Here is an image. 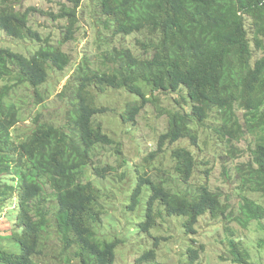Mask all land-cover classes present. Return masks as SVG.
Segmentation results:
<instances>
[{
    "label": "trees",
    "instance_id": "obj_1",
    "mask_svg": "<svg viewBox=\"0 0 264 264\" xmlns=\"http://www.w3.org/2000/svg\"><path fill=\"white\" fill-rule=\"evenodd\" d=\"M82 2L61 0L56 14H46L66 23L53 42L29 26L35 8L0 0V31L39 44L30 56L0 46V218L15 198L18 209L0 238V264H114L124 240L106 232L118 222L109 211V179L119 193L128 191L123 217L140 219L143 246L134 264H158L167 238L157 234L166 218H181L184 234L194 236L205 215L222 223L231 263L264 264L251 259L231 227L255 226L264 255V0H94L107 38L93 60L83 58L48 112L43 88L52 71L70 64L62 46L74 39ZM119 37H131L134 49L115 45ZM109 91L132 97L119 115L104 104ZM182 91L185 104L175 100L178 109L167 114L154 149L133 166L100 117L111 113L128 127L149 102L147 93ZM241 140L253 141L251 158L230 171ZM217 161L234 189L224 199L208 184ZM150 165L166 178L151 179ZM169 177L195 192L166 188ZM195 244L189 239L179 264H196L203 244Z\"/></svg>",
    "mask_w": 264,
    "mask_h": 264
},
{
    "label": "rangeland",
    "instance_id": "obj_2",
    "mask_svg": "<svg viewBox=\"0 0 264 264\" xmlns=\"http://www.w3.org/2000/svg\"><path fill=\"white\" fill-rule=\"evenodd\" d=\"M19 1L20 9L22 11H25L28 8H35L37 10L32 13L33 15L29 18V26L38 32L43 40L57 42L61 39L63 35V27L66 23H63V21H53L46 15L50 11H52L53 14H56L61 0ZM95 4L94 0H83L81 7L78 10L79 23L74 39L62 46L63 52L70 58V64L62 73L52 71L49 75L47 85L43 88L48 94L47 98H45V107H47L48 112H51L58 107L60 102L57 98L58 94L62 91L64 85L76 71V68L81 64L83 58L88 57L93 60L100 49V41L107 38L100 25V20H102V18L99 15H96ZM132 41L133 39L131 37H127L126 39H120L119 37L115 39L114 42L118 47H129L134 49V46L131 44ZM0 46L9 47L13 51L30 56L38 49L39 44L26 40L7 38L0 31ZM110 92L111 91L107 93L108 97L104 100V104L111 109H115L117 115H119L122 112L124 105L129 102L132 97L123 92L115 91L117 93L114 94ZM147 94L150 96L147 97L150 98L149 102L136 117L135 123L129 124L128 127L122 125L120 119L111 113L107 116L100 117L104 128L111 134H114V136L121 138L124 156L133 166H142L144 164L143 158L145 157V153L149 154L154 149L158 135L166 130L167 114L178 109L175 100L185 104V101L182 99L185 95L183 91L174 95H165L161 93ZM185 109L187 110L188 108L185 107ZM39 110L40 108H36L34 113ZM26 117V115H22L23 119ZM27 123L28 121H23L20 122L18 126H24V124ZM125 127L130 129V134L126 133ZM206 134H209V132L206 131ZM212 137H214V135ZM201 145L204 148L205 136L201 139ZM206 145H208L210 152L214 155L218 154L215 151V144L212 146L211 142H208ZM238 148L239 152L236 160L230 159L227 162L226 167L230 171L235 168L236 163L244 162L251 158L250 150L253 148V141L250 140L247 142L241 140ZM103 154H105L104 156H108L105 160H108L109 163L114 162L115 158L111 152L104 151ZM166 159L168 158L166 157ZM165 167H170L168 162L165 164ZM146 168L148 176L154 181L158 182L166 178V176L163 175L165 173L157 172L156 169L152 168V165H150V167L146 166ZM222 171V165L217 161V164L208 179L209 182H207L210 189L221 195L223 194L222 199H224L226 195L231 196V192H233L234 189L232 184H227L222 176ZM128 178L130 177L128 176ZM110 180L111 179L107 181V184L110 185L113 194V201L115 202L113 203L114 205L109 206V211L111 217L118 222L115 224L114 228L107 227L106 232L112 234V238H122L124 240V244L117 247L115 250L114 264H134L135 259L140 256L143 246L141 240L143 236L138 234L139 228L137 223L140 219L136 214L123 217L122 209L124 205L122 203L126 199L128 191H125L124 193L121 191L119 193L117 187L114 185L111 186ZM174 180L175 179L169 177V181L165 185L166 188L172 191H177L182 188L185 192H195V188L178 184ZM237 202V199L232 198L231 204L233 206L236 205ZM106 204L110 205V202L108 201ZM17 212V202L15 204L14 200L2 210L0 218V238L7 234V232H9L14 226V220L9 217L13 214L16 216ZM136 217L138 218L136 219ZM104 220L108 221L110 219L106 218ZM106 225L109 226V223ZM231 227L234 232L239 234L242 238V242L250 252L251 259L255 262L257 260L264 261V255L260 256L258 253L259 249L257 245L259 234L256 233V227L253 226L250 230L244 231H241L236 223H232ZM195 230L196 234L194 236L184 234L181 218H166L163 222V226L160 228V232L157 234L158 236H166L167 238V241L159 247V258L157 263L179 264L180 260L183 262L189 239H193L196 242V247H198L199 244H203V253L200 254L196 264H233L228 258V248L221 222L213 223L211 222L209 215H205L199 220V225ZM112 238L108 239L107 237L106 240L111 241ZM52 244H54V242H52Z\"/></svg>",
    "mask_w": 264,
    "mask_h": 264
},
{
    "label": "clouds",
    "instance_id": "obj_3",
    "mask_svg": "<svg viewBox=\"0 0 264 264\" xmlns=\"http://www.w3.org/2000/svg\"><path fill=\"white\" fill-rule=\"evenodd\" d=\"M14 200V202H15V204H16V202H17V198H15V199H13Z\"/></svg>",
    "mask_w": 264,
    "mask_h": 264
}]
</instances>
